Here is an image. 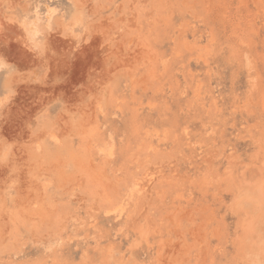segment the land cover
Masks as SVG:
<instances>
[{
	"label": "rangeland",
	"instance_id": "1",
	"mask_svg": "<svg viewBox=\"0 0 264 264\" xmlns=\"http://www.w3.org/2000/svg\"><path fill=\"white\" fill-rule=\"evenodd\" d=\"M0 264H264V0H0Z\"/></svg>",
	"mask_w": 264,
	"mask_h": 264
}]
</instances>
